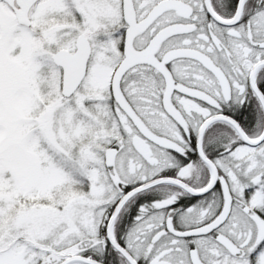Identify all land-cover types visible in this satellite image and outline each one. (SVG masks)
Returning a JSON list of instances; mask_svg holds the SVG:
<instances>
[{
	"label": "snow or ice",
	"instance_id": "1",
	"mask_svg": "<svg viewBox=\"0 0 264 264\" xmlns=\"http://www.w3.org/2000/svg\"><path fill=\"white\" fill-rule=\"evenodd\" d=\"M0 264H264V0H0Z\"/></svg>",
	"mask_w": 264,
	"mask_h": 264
}]
</instances>
